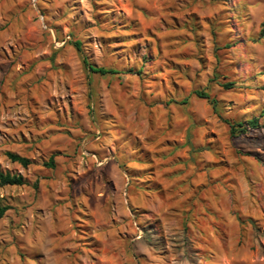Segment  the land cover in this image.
<instances>
[{
    "label": "rangeland",
    "instance_id": "rangeland-1",
    "mask_svg": "<svg viewBox=\"0 0 264 264\" xmlns=\"http://www.w3.org/2000/svg\"><path fill=\"white\" fill-rule=\"evenodd\" d=\"M263 21L264 0H0V169L25 179L0 188V264H264V131L229 128L264 122Z\"/></svg>",
    "mask_w": 264,
    "mask_h": 264
},
{
    "label": "trees",
    "instance_id": "trees-1",
    "mask_svg": "<svg viewBox=\"0 0 264 264\" xmlns=\"http://www.w3.org/2000/svg\"><path fill=\"white\" fill-rule=\"evenodd\" d=\"M263 36H264V21L261 23V28L259 30V37H263ZM73 44L77 50H80L79 41H75ZM84 63L87 69L93 73H99L101 75L117 73V70L113 68H106L102 66L95 67V66L88 64L85 60H84ZM261 89L264 90V86H262ZM194 93L198 98L207 99L208 102L213 106V108H216V99L210 96L209 93L203 90H196L194 91ZM262 112L264 113V100L262 103ZM245 125L253 129L260 128L264 131V122L260 123L258 117H253V118L246 120L245 123L243 122L229 123L231 135H235L236 132H244L246 130ZM5 155L11 162L18 163L23 167H27L30 164V160L26 156H22V155H19V154L10 152V151L5 152ZM44 166L49 167V168H53L55 166V160H54L53 154L49 157L47 162L44 163ZM23 184H25V179L23 178L22 175L11 174L9 172H3L0 169V188L3 186H21ZM10 208L11 206L8 204H0V218H2L5 212L9 210Z\"/></svg>",
    "mask_w": 264,
    "mask_h": 264
}]
</instances>
